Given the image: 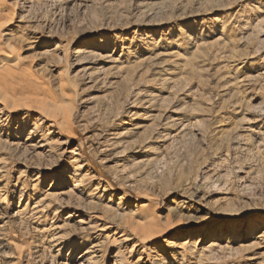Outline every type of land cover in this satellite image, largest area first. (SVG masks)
<instances>
[{
    "label": "rangeland",
    "instance_id": "1",
    "mask_svg": "<svg viewBox=\"0 0 264 264\" xmlns=\"http://www.w3.org/2000/svg\"><path fill=\"white\" fill-rule=\"evenodd\" d=\"M9 61L0 264H264V0H0Z\"/></svg>",
    "mask_w": 264,
    "mask_h": 264
},
{
    "label": "bare ground",
    "instance_id": "2",
    "mask_svg": "<svg viewBox=\"0 0 264 264\" xmlns=\"http://www.w3.org/2000/svg\"><path fill=\"white\" fill-rule=\"evenodd\" d=\"M88 51V49H83V50H81L80 52H78V51H74V54H77V53H86ZM10 62V61H9ZM6 63H8V62H2L1 64H0V73L2 74H7L8 73V71L6 70V68L8 69L9 68V65H15V63L14 62H10L9 64H6ZM5 69V70H4ZM3 97V96H2ZM43 117H45V119H47V120H49L50 122H51V124H53L54 126H56L58 129H59V133L60 134H62L63 136H65L66 134H65V132H69L68 131V129L69 128H67V127H65L64 126V121H61V122H59L58 121V118L59 117H57L55 114H52V113H50L49 111H47L46 110V107H41L40 106V112H39ZM130 116V115H129ZM60 119V118H59ZM71 134V133H70ZM68 135V134H67ZM67 138H69L68 136H66ZM143 206H146V204H144ZM147 229V228H146ZM148 231V230H147ZM141 233V232H140ZM146 236H147V234H145ZM149 235V234H148ZM145 236V238H148V237H146ZM260 236H262V235H260ZM256 238V237H255ZM257 238H261V237H257ZM123 240H126V237L124 236L123 237ZM261 240V239H260ZM186 243V242H185ZM185 243H182V245L184 246L185 245ZM213 243V242H212ZM255 245L256 244H258L259 243V241H254L253 242ZM213 245V244H212ZM136 246H135V244H133L132 245V247L130 248V250H129V252H131L132 250H136V248H135Z\"/></svg>",
    "mask_w": 264,
    "mask_h": 264
}]
</instances>
